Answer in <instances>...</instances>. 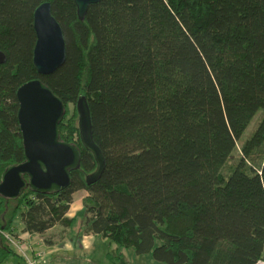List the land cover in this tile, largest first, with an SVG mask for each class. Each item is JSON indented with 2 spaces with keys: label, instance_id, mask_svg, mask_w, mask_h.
Here are the masks:
<instances>
[{
  "label": "trees",
  "instance_id": "1",
  "mask_svg": "<svg viewBox=\"0 0 264 264\" xmlns=\"http://www.w3.org/2000/svg\"><path fill=\"white\" fill-rule=\"evenodd\" d=\"M49 2L67 56L51 75L34 62L35 10ZM0 179L25 160L17 90L40 79L65 104L60 137L81 166L66 189L0 197V264L15 251L5 233L45 235L83 198L84 232L165 264H255L264 253V0H102L85 20L75 0H0ZM86 96L106 159L101 178L80 139L76 102ZM74 106L70 113L69 106ZM27 178V177H26ZM49 244L52 241L46 240Z\"/></svg>",
  "mask_w": 264,
  "mask_h": 264
},
{
  "label": "water",
  "instance_id": "2",
  "mask_svg": "<svg viewBox=\"0 0 264 264\" xmlns=\"http://www.w3.org/2000/svg\"><path fill=\"white\" fill-rule=\"evenodd\" d=\"M100 1L75 0L79 19L84 21L89 7ZM34 29V66L39 74L51 75L64 65L67 56L63 28L52 13L51 3L45 2L35 10ZM6 62V54L0 50V65ZM17 99L25 160L6 168L0 179V197L16 200L28 188L40 194L66 189L72 182L71 172L81 166L82 153L76 144L60 137L59 125L66 114L64 102L40 79L21 85ZM76 110L81 142L97 164L96 170L86 177L91 185L101 178L106 159L94 140L86 96L78 98Z\"/></svg>",
  "mask_w": 264,
  "mask_h": 264
},
{
  "label": "crops",
  "instance_id": "3",
  "mask_svg": "<svg viewBox=\"0 0 264 264\" xmlns=\"http://www.w3.org/2000/svg\"><path fill=\"white\" fill-rule=\"evenodd\" d=\"M76 194V193H75ZM83 204L81 209L74 215L69 210L67 216L69 218H75L74 223L68 228L66 233L60 236L59 240H55L49 244L46 240V236L54 234L56 230H62L61 225H57L50 229L45 235L24 232L23 226L20 221L15 224V227L5 233V237L8 236V240L15 251V257H18L20 261H24L27 264L34 262L35 264H64L63 261H68V258L75 257L76 254L79 256L77 260H80L82 264L92 263L89 259L95 258L94 246L98 242V236L93 234H86L84 232L83 223L76 231L72 230L71 227L76 224V220L83 214ZM60 226V228H59ZM100 237V236H99ZM14 243L18 242L24 246V254L15 246ZM51 241V240H49ZM116 250V247L114 251ZM107 255V254H106ZM11 257V256H10ZM10 257L2 264H6ZM74 259V258H73ZM106 259L108 260L107 256Z\"/></svg>",
  "mask_w": 264,
  "mask_h": 264
},
{
  "label": "rangeland",
  "instance_id": "4",
  "mask_svg": "<svg viewBox=\"0 0 264 264\" xmlns=\"http://www.w3.org/2000/svg\"><path fill=\"white\" fill-rule=\"evenodd\" d=\"M74 106L71 104L69 106L70 113L73 112ZM264 116V110H260L255 117L252 119L251 123L245 130L241 140L238 142L237 149L233 153V156L231 159L227 162V164L224 166L222 169L221 173L225 176L229 175L233 169V167L237 164L240 156H241V146L243 143L250 138V136L253 134L254 130L256 129L258 123L261 121L262 117ZM88 193L84 190L77 192L74 195V203L72 205V210L71 214H75L81 209L82 206V201L85 196H87ZM85 221L84 214H80V217L77 218L76 224L71 227L72 230L76 231L79 229L81 224ZM18 223V221L16 222ZM62 230H56L54 234H49L46 236V239L51 240L52 242H55V240H59L60 236L66 233L68 228H65L63 226ZM60 228V226H59ZM83 228H84V223H83ZM98 242L94 246L95 249V258L89 259V262L91 261L92 263L89 264H113L111 261L106 259V254L114 252V249L116 247V244L111 243L107 239H103L101 237H97ZM123 254L125 257V260L127 264H165L162 262L155 261L152 253L148 254H143V255H138L136 254L135 250L133 248H126L123 250ZM79 256L76 254V256L71 257L70 259L68 258V261H63L64 264H82L80 260H77ZM74 258V259H73ZM6 264H27L24 261H20L18 257L11 256L8 262ZM57 264V263H56ZM88 264V263H86Z\"/></svg>",
  "mask_w": 264,
  "mask_h": 264
},
{
  "label": "built area",
  "instance_id": "5",
  "mask_svg": "<svg viewBox=\"0 0 264 264\" xmlns=\"http://www.w3.org/2000/svg\"><path fill=\"white\" fill-rule=\"evenodd\" d=\"M8 238V236H6ZM9 239V238H8ZM15 246H17V248L21 251L22 254H24V246L21 243L18 242H13L12 240H10ZM30 264H35L34 262H31ZM255 264H264V253L262 255L261 258H259Z\"/></svg>",
  "mask_w": 264,
  "mask_h": 264
}]
</instances>
